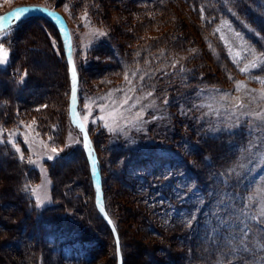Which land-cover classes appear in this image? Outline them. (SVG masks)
<instances>
[{
  "label": "rangeland",
  "instance_id": "rangeland-1",
  "mask_svg": "<svg viewBox=\"0 0 264 264\" xmlns=\"http://www.w3.org/2000/svg\"><path fill=\"white\" fill-rule=\"evenodd\" d=\"M160 1L0 0V15L45 4L72 25L81 118L104 161L127 264H197L192 257L208 253L205 264H264V225L257 223L264 211V125L256 119L264 114V51L227 18L207 23L181 0ZM252 1L254 10L264 9V0ZM171 28V42L183 40L184 48L162 38ZM0 44L7 53L0 69L13 61L11 81L20 86L11 97L10 88L0 93V144L12 153L0 169V264H79L63 262L33 237L36 247L27 255L16 252L9 224L20 225L25 214L17 199L19 182L29 177L19 170L24 165L36 171L25 181L29 210L42 217L62 203L56 218L95 240L89 264H113L112 240L96 218L86 165L77 156L79 135L64 118L67 77L56 33L37 20L16 32L0 30ZM253 61L256 67L240 71ZM194 69L202 71L190 84ZM177 83L185 88L175 94ZM140 148L157 155V171L136 165ZM155 180L164 192L153 195L152 206L143 197L145 183Z\"/></svg>",
  "mask_w": 264,
  "mask_h": 264
},
{
  "label": "trees",
  "instance_id": "trees-1",
  "mask_svg": "<svg viewBox=\"0 0 264 264\" xmlns=\"http://www.w3.org/2000/svg\"><path fill=\"white\" fill-rule=\"evenodd\" d=\"M135 1L138 4L141 5H147V4H151V5H159L160 3H158L160 0H132ZM190 10L193 14H195L198 18H203L205 21H207V23L210 21V23L218 21L220 18H227L232 24H234L236 27L237 26H243L242 31L246 33V36L252 41V44H254V46L257 48V50L259 51H264V9L263 8H258L257 10H254L252 8V4L253 1L252 0H181ZM257 0H254V2ZM161 2V1H160ZM30 6H42V7H52V6H48L45 4H31L28 5V7ZM58 13L63 17V19L65 20L69 30H70V34H71V38H72V55L74 58V62H75V66H76V70L78 73V110L80 115L82 116V109H81V90H82V72H81V67L79 64V60H78V50H77V46H76V41H75V36H74V31L72 29V25L70 24L67 16L64 14V12H62L61 10H57ZM37 20H42L44 21L50 28H52L54 30V32L56 33L58 40H59V44H60V54L63 58V62H64V66H65V73H66V77H67V98H66V105H65V111H64V118L65 121H67L68 125L71 126L72 128H74L76 130V132L79 135V142H80V149H79V153L77 151V156L80 157L82 156L85 165H86V171H87V175H88V180L92 189V200H91V206L93 208V210L96 213V218L98 220H100L103 224V227H105L107 229V231L109 232V235L111 237L112 240V245H113V251H114V262L113 264L117 263V254H116V243H115V239L114 236L112 234V232L110 231L109 227L106 225V223L104 222V220L102 219V217L100 216L98 210H97V206H96V199H95V185H94V181H93V175H92V171L88 162V159L86 157V153L84 151V147H83V138H82V133L81 131L72 123L71 121V117H70V113H69V104H70V89H71V83H70V75H69V70H68V64L66 61V56H65V51H64V38L62 33L60 32V30L56 27V25L49 20L48 18H44V17H29V18H25L23 20H20L19 22H17L15 25L10 26L9 28H7V32H16L19 31L22 27L26 26L27 24L33 22V21H37ZM172 32L173 29H169L168 32H166V35L164 34V36H162V38L164 37H169V41H170V45L173 46L175 45L177 48H184V43L183 40H178L177 42H171V36H172ZM169 43V42H168ZM108 45V43L106 41H103L102 45ZM102 47V46H101ZM101 47L99 48V50L97 49V47L95 48L96 51H100ZM104 48V46H103ZM98 53V52H97ZM167 53H163V57H167L166 55ZM194 58V57H193ZM193 58L191 59V61L193 60ZM201 64L199 63L198 66H200ZM199 69V68H198ZM198 69H194L193 72L191 73V78L189 80L190 84L195 82L198 78L199 75L198 73H200L202 70H198ZM17 72L16 69V65L13 61H9L8 65L4 68L0 69V88L2 89V91L0 93H4L5 94V89L6 88H10V97L12 95H14V93L16 91H18L19 93V89L20 86L19 85H15L12 83L11 81V77H14V73ZM17 76V75H16ZM176 83V81H174ZM173 82V83H174ZM171 85V84H169ZM168 85V86H169ZM177 85V86H176ZM176 88H174L175 86H172L171 88L168 89V87L166 86L164 89H166L168 92H170V89L174 88L175 94H177V92H181L183 90V87L180 86V84H176ZM174 94V95H175ZM83 119V118H82ZM87 131L90 135V138L92 140L95 152L97 154V158H98V167H99V172H100V176L102 179V189H103V193H104V202H105V207H106V211L109 215V217L111 218V220L113 221L115 228L117 230L118 233V237H119V241H120V249H121V254H122V258H123V264H127L126 263V255L124 252V240H123V235H122V231L120 228V225L116 219V217L114 216V214L112 213L110 207H109V203H108V190L106 187V182H105V175H104V161L103 158L101 156V152L100 149L96 143V139L94 138L90 126L86 123V120H83ZM10 142V141H9ZM151 147V145H150ZM9 146L4 143V144H0V155L3 151H6V155L3 156V159H0V169L2 168V166H4L3 163H5V165L7 166L8 161H10V158H12V153L9 152ZM152 148V147H151ZM142 148L139 149L138 153L136 155H138V157L142 158V161H138L136 163L140 164V166H144V165H152V168H150L152 171H157L158 170V166L156 165V162L154 163V159L157 155H155L154 153H146V152H142L141 153ZM69 157V155H67ZM154 156V157H153ZM16 157V156H15ZM5 162H1L4 161ZM16 159V162H18V159ZM12 160V159H11ZM140 162V163H139ZM23 163V162H21ZM16 164V163H15ZM17 165V164H16ZM23 167V168H22ZM19 170L20 172L25 173V175H29V177H27L26 179H29L31 176H36V171L31 168L29 170H26L28 168H26V165L22 166ZM62 167L64 168V166L62 165ZM15 169V168H14ZM149 171V169H146ZM18 172V170H16ZM194 173V172H193ZM19 175V172H18ZM196 175V173H195ZM195 178H198L195 176ZM22 180L21 182H19L18 187L19 188V192H17V199L19 200L20 203V207L21 210L25 211V214L23 217L19 218V222L20 225H10V229L12 230H16L14 233V237L11 238L13 241L18 240V242H15V245H17V247L20 248V250L18 249V253H20V251L22 252H29V248L36 247L34 246V242H32V239L35 238V242L36 245H40L41 247H43V249H47L50 252L52 251L54 254H59V259H62L63 262H70V263H79V264H89L90 262H92L93 260V240L90 237H84L83 234L84 232L82 231H77L76 229H73L71 226V223L68 221H60L58 220V218H56L55 215H58L54 212H60V211H55L56 209L60 208L62 206V203H58L55 204L53 206L48 207L43 213L45 214L44 216H38L36 217V212L35 209H31L29 210V208L26 206L27 202V198L30 204V201L32 203L31 197L29 196V188H27L25 181L28 180ZM155 185L154 183H150L148 184L147 182L146 184V191H144V201L146 203H149L150 205L153 206L154 204V200L155 198L153 197L154 194H163L164 190H163V185L161 187L160 183H157L158 180H155ZM18 183V182H17ZM21 191V192H20ZM15 204V203H14ZM16 208V206H15ZM36 215H35V214ZM12 227V228H11ZM11 235V234H10ZM33 237V238H32ZM8 239V240H11ZM92 239V240H91ZM31 240V241H30ZM13 241H9L8 244H10ZM34 241V240H33ZM214 241V240H213ZM31 242V244H30ZM33 243V245H32ZM19 245V246H18ZM32 245V246H31ZM87 245L88 247L83 249V246ZM28 248V249H27ZM26 252V255L27 253ZM16 255V254H15ZM25 256V255H24ZM58 256H56L57 258ZM230 255L228 254L225 258V260L227 258H229ZM25 258H21V260H23ZM209 259V253L206 255L204 254V256H198L196 259L194 258V256L192 257V260L198 261L199 263L197 264H205V261H208ZM205 260V261H204ZM236 263V262H233ZM232 263V264H233Z\"/></svg>",
  "mask_w": 264,
  "mask_h": 264
},
{
  "label": "water",
  "instance_id": "water-1",
  "mask_svg": "<svg viewBox=\"0 0 264 264\" xmlns=\"http://www.w3.org/2000/svg\"><path fill=\"white\" fill-rule=\"evenodd\" d=\"M22 10V11H21ZM21 12V16L19 18H14L13 14L15 12ZM33 16H41V17H47L49 18L60 30L64 37V51H65V56H66V61L68 64V70H69V75H70V83H71V89H70V104H69V112L71 116V120L74 125H76L79 129L81 126H83L84 131L82 132L83 135V141H84V149L86 153V157L88 159L90 168L92 169L93 172V180H94V185H95V199H96V206L97 210L106 223V225L109 227L110 231L112 232L115 243H116V254H117V263L116 264H123L122 260V254L120 251V241L118 237L117 230L115 228V225L111 218L109 217L106 208H105V202H104V193L102 189V181L98 169V164H97V155L93 149L92 141L90 139V136L86 130V127L80 117V114L77 109V103H78V98H77V92H78V73L76 70L75 62L73 59L72 55V40H71V35L68 26L66 25L65 21L63 18L57 13V10L53 7L52 9H48L45 7H19L16 8L6 14H4L1 17H4L6 19L0 20V25H2V29L7 28L8 26L15 24L18 20L27 18V17H33ZM72 69H75V80H76V91H75V96L73 95V72ZM85 133L87 136L85 137ZM87 144V147L85 146ZM99 195L101 204L104 208V212L100 211V207L97 204V196ZM109 220H111V223H109ZM115 228V232L113 229ZM117 240L119 241V252L117 251Z\"/></svg>",
  "mask_w": 264,
  "mask_h": 264
},
{
  "label": "snow or ice",
  "instance_id": "snow-or-ice-1",
  "mask_svg": "<svg viewBox=\"0 0 264 264\" xmlns=\"http://www.w3.org/2000/svg\"><path fill=\"white\" fill-rule=\"evenodd\" d=\"M21 11H22V10H21ZM13 16H14V18H19V17L21 16V12H20V11L15 12V13L13 14ZM4 19H6V18H4V17H0V20H4ZM0 30H2V25H0ZM99 35H104V33L101 32V33H99ZM237 35H239V33H237ZM262 55H264V53H262ZM6 60H7V53L4 51L3 45L0 44V65L6 63ZM249 66H250V67H256V62H255V61L251 62L250 65H246L244 68H241L240 71H241V72H245V71H247ZM72 72H73V95L75 96V91H76V87H75V85H76V80H75V69H72ZM125 78L127 79V77H125ZM260 83H261V84H264V80H260ZM236 87H237V89L239 90V88L241 87V85H240L239 83H237ZM149 95H151V93H149ZM261 98L264 99V96H262ZM125 102H126V101H125ZM165 103H167V101H165ZM236 107H237L238 109H243V108L246 107V105H245L244 103H238V104L236 105ZM241 114H244V113L242 112ZM137 115H139V114H137ZM256 119H258V120L260 121V124H258L257 127H260L261 125H264V114L258 113L257 116H256ZM80 130H81V132L84 131L83 126H81ZM86 136H87V134L85 133V137H86ZM85 146L87 147V144H86ZM16 151L19 152L20 149L17 148ZM53 151L55 152L56 149L54 148ZM23 159H24V157L21 156V160H22V161H23ZM49 159H51V157H49ZM242 166H243V165H241V167H242ZM233 171H235V170H233ZM97 204H98V206L100 207V211H101V212H104V208H103V206H102V204H101V200H100L99 195L97 196ZM37 206H38V207L40 206V205H39V202L37 203ZM261 217H262V218H261L260 220H258L257 223H259V224H261V225H264V211L261 212ZM109 223H111V220H109ZM113 231L115 232V228L113 229ZM245 235H247V232H245ZM117 251L119 252V241H118V240H117ZM241 251L247 252V251H248V248L245 247V248L241 249ZM261 251L264 252V247L261 248Z\"/></svg>",
  "mask_w": 264,
  "mask_h": 264
},
{
  "label": "bare ground",
  "instance_id": "bare-ground-1",
  "mask_svg": "<svg viewBox=\"0 0 264 264\" xmlns=\"http://www.w3.org/2000/svg\"><path fill=\"white\" fill-rule=\"evenodd\" d=\"M82 119V118H81Z\"/></svg>",
  "mask_w": 264,
  "mask_h": 264
}]
</instances>
